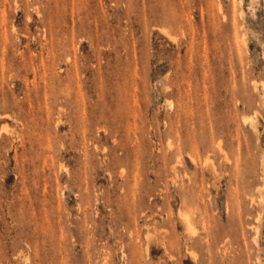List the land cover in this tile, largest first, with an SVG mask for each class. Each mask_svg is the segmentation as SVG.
I'll return each mask as SVG.
<instances>
[{"label": "rangeland", "instance_id": "rangeland-1", "mask_svg": "<svg viewBox=\"0 0 264 264\" xmlns=\"http://www.w3.org/2000/svg\"><path fill=\"white\" fill-rule=\"evenodd\" d=\"M0 264H264V0H0Z\"/></svg>", "mask_w": 264, "mask_h": 264}, {"label": "bare ground", "instance_id": "bare-ground-1", "mask_svg": "<svg viewBox=\"0 0 264 264\" xmlns=\"http://www.w3.org/2000/svg\"><path fill=\"white\" fill-rule=\"evenodd\" d=\"M183 216V215H182ZM186 217V216H185ZM186 219V218H185ZM187 220V219H186ZM190 227V226H189Z\"/></svg>", "mask_w": 264, "mask_h": 264}]
</instances>
